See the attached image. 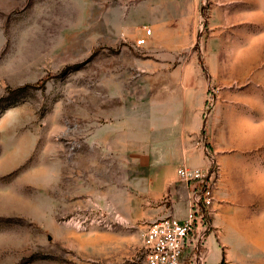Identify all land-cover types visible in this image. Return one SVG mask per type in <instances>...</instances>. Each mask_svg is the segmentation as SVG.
<instances>
[{
	"label": "rangeland",
	"instance_id": "obj_1",
	"mask_svg": "<svg viewBox=\"0 0 264 264\" xmlns=\"http://www.w3.org/2000/svg\"><path fill=\"white\" fill-rule=\"evenodd\" d=\"M191 136L220 262L264 264V0H0V264H146Z\"/></svg>",
	"mask_w": 264,
	"mask_h": 264
},
{
	"label": "built area",
	"instance_id": "obj_2",
	"mask_svg": "<svg viewBox=\"0 0 264 264\" xmlns=\"http://www.w3.org/2000/svg\"><path fill=\"white\" fill-rule=\"evenodd\" d=\"M143 43V39L137 41V45ZM216 173L213 169L184 166L176 170L178 180L189 187L187 214L184 219L166 216L148 225L143 237L146 264H180L186 245L194 239L200 242L209 228Z\"/></svg>",
	"mask_w": 264,
	"mask_h": 264
},
{
	"label": "crops",
	"instance_id": "obj_3",
	"mask_svg": "<svg viewBox=\"0 0 264 264\" xmlns=\"http://www.w3.org/2000/svg\"><path fill=\"white\" fill-rule=\"evenodd\" d=\"M191 137H187L188 144L183 145V147H177L175 152V161L172 160L168 167L155 169L159 172L154 178L155 181H157L159 184H163L168 193L176 195V193H179L180 199L177 201L176 204L173 205L171 211L168 215L173 214L178 219H184L187 214L188 209V194H189V187L181 182L182 188L179 190L180 192H177V190L172 187L173 182H176V170L175 165L180 163H187L188 157L190 153V146H191ZM184 141V140H183ZM179 143V142H178ZM187 146V147H185ZM200 167V169H206V161L202 160L201 158H197V163L195 164V167ZM194 168V167H193ZM180 183V182H179ZM193 251H195V256L193 257V260L196 264H219L221 258H222V249L221 245L218 243L217 237L214 235L212 231L208 233H204L202 236V239L199 243L194 239L192 240L191 244L186 245V247L183 250V255L181 258L180 264H191L188 261V258L192 256Z\"/></svg>",
	"mask_w": 264,
	"mask_h": 264
},
{
	"label": "trees",
	"instance_id": "obj_4",
	"mask_svg": "<svg viewBox=\"0 0 264 264\" xmlns=\"http://www.w3.org/2000/svg\"><path fill=\"white\" fill-rule=\"evenodd\" d=\"M224 263V261L222 260L221 262H220V264H223Z\"/></svg>",
	"mask_w": 264,
	"mask_h": 264
}]
</instances>
